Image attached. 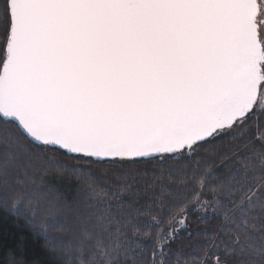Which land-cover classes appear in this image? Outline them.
<instances>
[{
  "label": "snow or ice",
  "instance_id": "1",
  "mask_svg": "<svg viewBox=\"0 0 264 264\" xmlns=\"http://www.w3.org/2000/svg\"><path fill=\"white\" fill-rule=\"evenodd\" d=\"M0 264H264V0H0Z\"/></svg>",
  "mask_w": 264,
  "mask_h": 264
}]
</instances>
